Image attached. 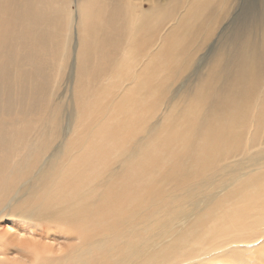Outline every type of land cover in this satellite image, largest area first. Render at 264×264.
Returning <instances> with one entry per match:
<instances>
[{
    "label": "bare ground",
    "instance_id": "bare-ground-1",
    "mask_svg": "<svg viewBox=\"0 0 264 264\" xmlns=\"http://www.w3.org/2000/svg\"><path fill=\"white\" fill-rule=\"evenodd\" d=\"M84 2L75 15L70 0H0V220H25L19 233L29 235L1 232L0 264H15L13 252L34 255L33 264L259 263L264 99L258 124L239 113L264 92V9L174 105L171 87L209 31L195 25L193 3L178 13V0L148 10L136 0ZM67 92L74 128L63 131ZM93 112L114 125L121 118L115 148L122 142L127 156L109 161ZM106 179L121 218L89 226L93 201L78 185L97 180L99 194L88 193L104 197Z\"/></svg>",
    "mask_w": 264,
    "mask_h": 264
},
{
    "label": "rangeland",
    "instance_id": "rangeland-1",
    "mask_svg": "<svg viewBox=\"0 0 264 264\" xmlns=\"http://www.w3.org/2000/svg\"><path fill=\"white\" fill-rule=\"evenodd\" d=\"M70 1L72 4V5L69 4L70 8L73 11V13H75V15H76L78 7H82L85 2H84V0H70ZM136 1H137L136 3H139V4L143 3L142 8L144 10H148V9L161 8L162 6L165 7V6H168L170 4L173 5L176 0H136ZM178 1L180 4H177V2H176V5H175L176 10L177 11L179 10L178 13L184 11L185 6H187L188 3H189V6L191 3H193V6L191 7L192 12H194L195 15L199 16V17H196L194 20L195 25H202L204 27V30L207 29L210 32L209 31H206V32L202 31V33H204L202 35L203 37H201L199 35L197 38H195L197 36V33H196V35L192 36V38L190 39V40H193L195 38L194 39L195 41H199L200 43L203 42L204 44H202L203 45L202 50L198 51V53L195 55L194 61L192 62L193 64H191L190 69L181 76L180 80L178 82H176V84L173 85V87H171L167 101H169L172 98L175 99L177 97L175 100L173 99V101L171 102V104H174V105H176V103H178L181 100L182 88L190 87V86L194 85L197 82V79L199 77L202 80L201 76L206 71L207 66L211 61L212 56L216 57V55L218 54V52H219L218 49L221 45H227L228 44L229 45V51H230V49L232 50L234 47V45L231 44L233 42L232 40H234L239 35L242 36L245 33L247 34L249 32L250 27H253V29H255L257 22H259L261 15H262V12H263V9H264V0H229V3L227 2V0L226 1L225 0H209V3H208V0H203V1L202 0H178ZM164 2L167 4H165ZM157 3L159 4V6L157 5ZM199 5L200 6L202 5V6L198 7ZM200 9L201 10L203 9V10L201 11ZM198 10H199V13H198ZM213 15H215V16L213 17ZM223 16H225V17H223ZM211 17H213V21L211 20L212 19ZM199 18H201V19H199ZM73 33H74V29H73ZM207 33H212L210 36V39L204 40ZM178 37H179V33H176V35L174 37L169 39L166 43L167 47L168 48L175 47L178 43ZM188 42H189L188 40L185 41V43H188ZM73 44H74V42H73ZM191 82L194 84H192ZM178 91H179V93H178ZM69 93L70 92H67V98L71 95V93L70 94ZM263 99H264V92L258 96L253 97L249 101V103L244 107V109L239 113V119H240V117H243L245 119H251L256 124H258V115H259L260 109L262 107ZM67 101H69V103L66 104L68 107L65 106L66 108L64 109L65 111L63 113L65 115H63V117H62L63 131L64 130L66 131L68 128H71V127L74 128L73 127L74 126V114H73L74 113V104L70 101V98H68ZM118 102L119 101H118L117 97H115V99L112 103V107L115 109V112L119 108ZM71 105H72V108H71ZM235 112L236 111H234V113L232 115H234ZM72 114H73V116H72ZM92 114L97 115L96 129H94L93 134L96 135V137H97L96 140L99 142V144H106L107 145V152L109 155V161H112V162L114 161L113 158L115 157L116 151H117V154L122 152L125 154V156H127V153L124 151V148L122 146V142H119L117 148H115V138H114L115 126L122 124L120 122L121 118H118L116 120V124L114 125L111 121H106L107 117L102 119L101 115H98L96 112H93ZM155 115H157L156 111H155ZM232 115L229 118H232ZM160 119H161V112L159 113V115H157L156 117L151 119L150 124L154 125L157 122H159ZM66 121H68V122H66ZM69 122L71 124H69ZM234 124L238 127L240 126L239 121H238V123H234ZM125 130H126V126H125ZM125 130L123 132H125ZM106 134H108V135H106ZM131 135H132V133H130L129 136H131ZM58 144H59V142H55L54 150L56 148H58V146L60 145V144L59 145ZM50 156L51 155L49 154L47 156V158ZM30 161L31 160L27 161L26 164L28 165ZM116 161L119 162V160H116ZM115 167H117V166H115ZM110 179H113V178H110ZM110 179L104 180L103 189L105 190V192L107 194L104 197H99V196H95L93 194L88 193V191H90V190H96L97 193L99 194V192H98L99 186H98L97 180H94L91 183H86L84 185H80V184L78 185L79 194L85 198L84 202H90L88 199L93 201V203L91 202L92 203L91 208H92V213L95 214L96 217L90 218L87 221L89 223V226L96 227L95 226V220L97 217L102 216V215H110L112 218H115V220L118 218H121L120 215L116 214L115 212L114 213L111 212L112 210L115 211V204L118 203L119 200L117 197H115V195L113 197L109 195V189H111L112 187H115L113 185V182ZM14 201L15 202L11 206L14 205L13 209H16L19 206L18 203L20 202V200L19 201L14 200ZM105 205H107L108 207H107V211L105 213H103L101 211V209ZM12 213L16 214L17 212L11 211V214ZM1 215L3 216L5 214H1ZM9 218H12L11 222H13V224H10L9 222L7 223ZM9 218L0 220V224L2 225V227H0L1 228L0 229V236H2L3 234H7L8 237L9 236L11 237L13 235V233H14V235L15 234H17V235L23 234V233H19L22 230V228L20 229L19 227L22 226V222L24 223L25 220H23V219L21 220V218L16 217V216L15 217H9ZM60 224H63V223H60ZM2 228H3V230L6 229L7 231L6 230L2 231ZM103 228H104V226H101V229H103ZM11 229H13V230L11 231ZM8 232H10V233H8ZM23 235H25V234H23ZM25 237H29V235H25ZM47 242L49 243V241H46V243ZM256 255L261 257V261L259 263H257V262L256 263L257 264H264V260L262 261V258L264 255V248H258V250L255 252V254L253 256V259ZM46 256H49V255H46ZM27 257H29V258H27ZM33 257L35 258L34 255H33ZM33 257L31 255H29L28 253L21 254V253L13 252L12 254H9L8 259H10L11 262L15 263V264H22V263L23 264H29V263L33 264L35 261L33 259ZM25 258L30 259V260H27Z\"/></svg>",
    "mask_w": 264,
    "mask_h": 264
}]
</instances>
